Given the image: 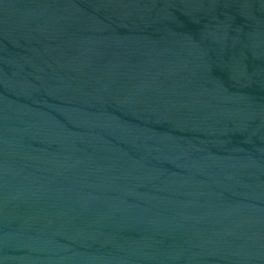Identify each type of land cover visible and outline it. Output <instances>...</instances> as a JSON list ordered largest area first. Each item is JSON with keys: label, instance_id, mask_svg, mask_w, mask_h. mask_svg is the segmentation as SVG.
<instances>
[{"label": "water", "instance_id": "obj_1", "mask_svg": "<svg viewBox=\"0 0 264 264\" xmlns=\"http://www.w3.org/2000/svg\"><path fill=\"white\" fill-rule=\"evenodd\" d=\"M0 264H264V0H0Z\"/></svg>", "mask_w": 264, "mask_h": 264}]
</instances>
